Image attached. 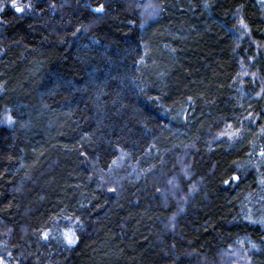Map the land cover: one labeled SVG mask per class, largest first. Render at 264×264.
<instances>
[{
	"label": "trees",
	"instance_id": "trees-1",
	"mask_svg": "<svg viewBox=\"0 0 264 264\" xmlns=\"http://www.w3.org/2000/svg\"><path fill=\"white\" fill-rule=\"evenodd\" d=\"M159 1L148 21L137 0H38L6 16L3 263L264 264V226L242 218L260 181L263 9ZM243 235L253 243L235 248Z\"/></svg>",
	"mask_w": 264,
	"mask_h": 264
},
{
	"label": "rangeland",
	"instance_id": "rangeland-1",
	"mask_svg": "<svg viewBox=\"0 0 264 264\" xmlns=\"http://www.w3.org/2000/svg\"><path fill=\"white\" fill-rule=\"evenodd\" d=\"M63 0H59V3H62ZM159 0H137V5L140 7V12L142 14L143 19H153L155 18V15L159 12L160 8L158 5ZM3 19L0 20V23L2 22ZM222 137H229L225 136L223 134L217 135L216 141H221ZM230 138V137H229ZM259 143V142H258ZM262 184L264 185V179L262 181ZM173 188V187H172ZM171 187L169 188V191L167 192L169 197L173 196L175 193H177V190H174L175 188L172 189ZM263 191L259 190V193L255 194H250V196L247 198L248 199V205L249 207L246 209V213L248 217L250 218L248 221H250L252 224L259 225L258 223L264 222V197H263ZM247 203V201H246ZM238 243V242H237ZM244 244V243H241ZM240 242L236 244L237 246L235 248H238L240 245ZM242 259H245L247 256L246 251H241ZM0 262H2L0 260ZM222 263L223 264H228L226 256L223 255L222 258ZM2 264H5L2 262Z\"/></svg>",
	"mask_w": 264,
	"mask_h": 264
},
{
	"label": "flooded vegetation",
	"instance_id": "flooded-vegetation-1",
	"mask_svg": "<svg viewBox=\"0 0 264 264\" xmlns=\"http://www.w3.org/2000/svg\"><path fill=\"white\" fill-rule=\"evenodd\" d=\"M35 1L37 2L38 0H21L22 3H26V4H30L32 8V5L35 3ZM11 2L12 0H0V3H3L5 5L4 10L2 12H0V20H2V22L0 23V28L4 25H8V20L6 18V16L10 13H15L17 15H21L24 14L26 12H28L30 9H26L24 13H17L15 12L14 9L11 8ZM259 3L263 9L264 12V0H259ZM88 8H90L87 5ZM260 146L258 148H256L254 151L250 152V155L252 156L253 159H255V162L258 163L259 165V187L256 191V193H259V190L263 191V195H264V185L262 184V181L264 179V137L262 138V140L260 141ZM239 182V177H237V179H235L233 181L234 184H237ZM264 197V196H263Z\"/></svg>",
	"mask_w": 264,
	"mask_h": 264
},
{
	"label": "snow or ice",
	"instance_id": "snow-or-ice-1",
	"mask_svg": "<svg viewBox=\"0 0 264 264\" xmlns=\"http://www.w3.org/2000/svg\"><path fill=\"white\" fill-rule=\"evenodd\" d=\"M5 5L3 3H0V12L4 10ZM31 5L22 3L21 0H12L11 2V8L15 10L17 13H24L26 9H30ZM97 12H103L104 8L103 5H100L97 9H95ZM65 238L69 245H73L76 243V238L73 235L65 234ZM2 264V262H0Z\"/></svg>",
	"mask_w": 264,
	"mask_h": 264
},
{
	"label": "bare ground",
	"instance_id": "bare-ground-1",
	"mask_svg": "<svg viewBox=\"0 0 264 264\" xmlns=\"http://www.w3.org/2000/svg\"><path fill=\"white\" fill-rule=\"evenodd\" d=\"M237 175H234L233 177H232V183H233V181L235 180V179H237ZM250 195H249V193H247L245 196H244V198H243V200H245L244 201V206H243V208H242V218L245 220V223L247 222H250V221H248L250 218L248 217V215H247V213H246V209L248 208V197H249ZM246 201H247V203H246ZM260 226H264V222H261V223H258ZM240 242V244L241 243H244L243 245H245V249H248L249 248V246H248V244H252L253 242H252V239H250V237H248L247 235H243L242 236V238L240 239V240H238V243ZM237 242H236V244H238Z\"/></svg>",
	"mask_w": 264,
	"mask_h": 264
},
{
	"label": "water",
	"instance_id": "water-1",
	"mask_svg": "<svg viewBox=\"0 0 264 264\" xmlns=\"http://www.w3.org/2000/svg\"><path fill=\"white\" fill-rule=\"evenodd\" d=\"M96 8L90 7V10L95 14H104L105 10L103 12H97L95 11Z\"/></svg>",
	"mask_w": 264,
	"mask_h": 264
}]
</instances>
